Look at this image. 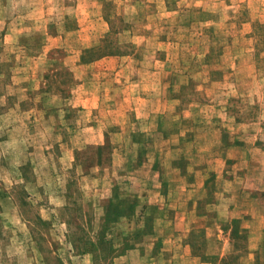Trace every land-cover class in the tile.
Instances as JSON below:
<instances>
[{"label": "rangeland", "instance_id": "obj_1", "mask_svg": "<svg viewBox=\"0 0 264 264\" xmlns=\"http://www.w3.org/2000/svg\"><path fill=\"white\" fill-rule=\"evenodd\" d=\"M233 215L262 247L264 0H0V264L209 263Z\"/></svg>", "mask_w": 264, "mask_h": 264}, {"label": "crops", "instance_id": "obj_2", "mask_svg": "<svg viewBox=\"0 0 264 264\" xmlns=\"http://www.w3.org/2000/svg\"><path fill=\"white\" fill-rule=\"evenodd\" d=\"M83 100H90L91 97L83 95ZM85 103V102H84ZM87 106V104H84ZM200 171H197V175H199ZM223 175H221L222 177ZM220 175H218L219 179ZM235 181L237 179L234 178H226L225 183H227L228 186L234 185ZM189 186V185H188ZM227 191H230L226 189ZM231 193V192H230ZM232 194V193H231ZM237 209L241 208H231V211H236ZM245 215L247 212H243ZM243 215H233L230 219V229H229V237L228 242L225 244L224 250L215 258L213 261L209 263H203V264H216L215 261L218 260L217 264H232V262H236L235 264H262L264 262V245L262 247L251 249V234L253 231L250 230V226L243 224L242 219ZM194 232L195 240L193 242H197V240H200L203 238L202 234L203 232H200L199 228H194L190 230V233L187 234L188 241L191 238V233ZM236 232V234H235ZM233 234V236H232ZM205 237V236H204ZM239 243V244H238ZM261 243V241L258 242V244ZM226 245L228 247V250H226ZM191 257V260H194L195 262L198 261L200 258L199 255H197V252L194 251L192 254H188ZM188 257V258H190Z\"/></svg>", "mask_w": 264, "mask_h": 264}, {"label": "trees", "instance_id": "obj_3", "mask_svg": "<svg viewBox=\"0 0 264 264\" xmlns=\"http://www.w3.org/2000/svg\"><path fill=\"white\" fill-rule=\"evenodd\" d=\"M116 49H117L116 46H114L112 50L101 51L100 49H98L97 57H100V56L102 57V56H105L106 54H122V51L116 50ZM88 52L92 53V52H94V50H89ZM85 61H88V60L85 59ZM121 203L122 202H119L116 205L114 204V206H113V208H115L114 211L117 214V218L120 217L121 215L127 214L128 212H134L135 211V208H122ZM146 209L147 210L144 214L145 220L142 221L143 225L141 227L136 228L135 231H137V232H136L135 236H133L135 238H139L140 235L142 237V235H144V234H152L155 230L154 214H155L156 210L158 211V209L157 208H146ZM235 234H236V232H235ZM195 236L196 235L194 234V232H192L191 237L194 239ZM232 236H233V234H232ZM193 241L194 240H191V242H192L191 246L193 247V250L195 251L197 248V243L193 242ZM197 255H199V254L197 253ZM213 257H214V259L217 258V256H213Z\"/></svg>", "mask_w": 264, "mask_h": 264}]
</instances>
